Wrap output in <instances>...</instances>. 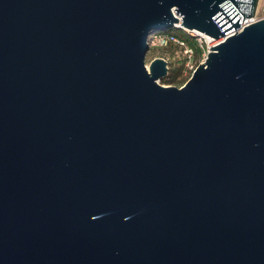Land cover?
<instances>
[{
	"label": "water",
	"instance_id": "95a60500",
	"mask_svg": "<svg viewBox=\"0 0 264 264\" xmlns=\"http://www.w3.org/2000/svg\"><path fill=\"white\" fill-rule=\"evenodd\" d=\"M258 3L0 0V264H264ZM168 27L223 37L181 86Z\"/></svg>",
	"mask_w": 264,
	"mask_h": 264
},
{
	"label": "rangeland",
	"instance_id": "374dc122",
	"mask_svg": "<svg viewBox=\"0 0 264 264\" xmlns=\"http://www.w3.org/2000/svg\"><path fill=\"white\" fill-rule=\"evenodd\" d=\"M176 29H172L173 33H176L174 35L175 38L168 34H156V31H152L149 33L148 39L150 40L151 45L146 56V63L147 65H149L150 61L155 57H163L164 59H166L168 61L169 69L168 73L165 76L177 75L180 68H182L181 74L178 75L177 80L173 83L163 82V78L165 76L159 79V81L163 84H173L181 86L191 77L193 71L199 65V63H201L205 59L203 56V52L197 54L196 51L193 57L190 58V56L185 52V45L178 40H183V31L180 32ZM184 30L187 33L196 35L197 38L199 37L197 35H200L195 31L186 29ZM184 41L186 44H188L186 40ZM209 44H211V42Z\"/></svg>",
	"mask_w": 264,
	"mask_h": 264
},
{
	"label": "built area",
	"instance_id": "2783aa9c",
	"mask_svg": "<svg viewBox=\"0 0 264 264\" xmlns=\"http://www.w3.org/2000/svg\"><path fill=\"white\" fill-rule=\"evenodd\" d=\"M264 18V0H261L260 1V6L259 8L257 9L256 13L254 16L252 17H248L244 20L243 22V25L241 28H239V30H241L245 25H248L249 23H252L256 20H259V19H262ZM235 31L231 32V33H234ZM200 34V33H198ZM199 36L197 39H198V42L199 44L201 45V47L203 48V56H204V59L206 58L207 54H208V51H209V47L211 44L208 37L203 35V34H200V35H197ZM174 37V36H173ZM175 38V37H174ZM182 44L185 45V52L190 56V58L193 57L194 53H195V50H194V47H192L190 44H186L184 40L182 39H178ZM208 40V41H207ZM206 44H205V43ZM149 45H151V42L149 40Z\"/></svg>",
	"mask_w": 264,
	"mask_h": 264
},
{
	"label": "trees",
	"instance_id": "16d2710c",
	"mask_svg": "<svg viewBox=\"0 0 264 264\" xmlns=\"http://www.w3.org/2000/svg\"><path fill=\"white\" fill-rule=\"evenodd\" d=\"M176 28L177 27H168L167 29H164V30H158L156 32V34H168V35L174 36L176 33H173L172 29H176ZM176 30H178L180 32L183 31V33H182L183 34V36H182L183 40H186L188 42V44H190L192 47H194V50L197 52V54L202 53L203 48L199 44L196 35H192L190 33H187L184 29H181V28H177ZM181 72H182V68H180V70H179L177 75L165 76L163 78V82H165V83H173V82H175L177 80L178 75H180Z\"/></svg>",
	"mask_w": 264,
	"mask_h": 264
},
{
	"label": "bare ground",
	"instance_id": "6f19581e",
	"mask_svg": "<svg viewBox=\"0 0 264 264\" xmlns=\"http://www.w3.org/2000/svg\"><path fill=\"white\" fill-rule=\"evenodd\" d=\"M260 1H261V0H259V3H258V6H257V9H258L259 6H260ZM256 11H257V10H256ZM192 31H195V32H197V33H200V34H203V35L207 36L208 39H209V41L211 42V45H212V44H215V43H218L219 41H222V39H223V37H221V38H219V39H216V38L212 37L211 35H209V34H207V33L200 32V31H197V30H192Z\"/></svg>",
	"mask_w": 264,
	"mask_h": 264
}]
</instances>
